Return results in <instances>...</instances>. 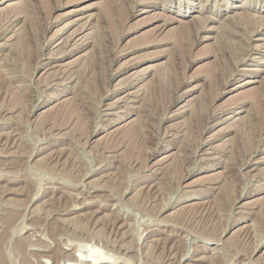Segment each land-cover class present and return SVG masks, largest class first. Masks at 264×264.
Listing matches in <instances>:
<instances>
[{
	"label": "rangeland",
	"instance_id": "obj_1",
	"mask_svg": "<svg viewBox=\"0 0 264 264\" xmlns=\"http://www.w3.org/2000/svg\"><path fill=\"white\" fill-rule=\"evenodd\" d=\"M76 251L264 264V0H0V263Z\"/></svg>",
	"mask_w": 264,
	"mask_h": 264
},
{
	"label": "bare ground",
	"instance_id": "obj_2",
	"mask_svg": "<svg viewBox=\"0 0 264 264\" xmlns=\"http://www.w3.org/2000/svg\"><path fill=\"white\" fill-rule=\"evenodd\" d=\"M208 1V0H207ZM206 3V2H205ZM194 5V3H193ZM183 13V12H182ZM213 19V18H212ZM79 29V28H78ZM82 29V28H81ZM77 32V31H76ZM89 33V32H88ZM79 34V33H78ZM73 35V34H72ZM77 34L74 33V37ZM86 36V35H85ZM82 39V38H81ZM237 119V118H236ZM12 211V210H11ZM11 214H15L14 212H10ZM7 218V217H6ZM11 220V219H10ZM6 232V231H5ZM4 232V233H5ZM4 237V236H3ZM22 243V242H21ZM19 244V243H18ZM20 245V244H19ZM22 247V246H21ZM22 249V248H21ZM24 251V250H23ZM82 257V256H81ZM81 257L78 255L77 251L68 255V257L65 258V261L63 262V264H82L83 262V257L81 259ZM87 264H112V262H110L109 259H105L102 257H97L94 253H90L88 255V257H85ZM1 262V259H0ZM85 263V262H84ZM1 264V263H0Z\"/></svg>",
	"mask_w": 264,
	"mask_h": 264
}]
</instances>
